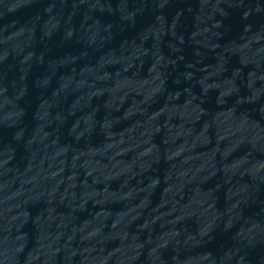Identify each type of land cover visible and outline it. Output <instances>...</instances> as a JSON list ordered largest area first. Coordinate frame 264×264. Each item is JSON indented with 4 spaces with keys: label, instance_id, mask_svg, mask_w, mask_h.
Instances as JSON below:
<instances>
[{
    "label": "water",
    "instance_id": "1",
    "mask_svg": "<svg viewBox=\"0 0 264 264\" xmlns=\"http://www.w3.org/2000/svg\"><path fill=\"white\" fill-rule=\"evenodd\" d=\"M0 264H264V0H0Z\"/></svg>",
    "mask_w": 264,
    "mask_h": 264
}]
</instances>
